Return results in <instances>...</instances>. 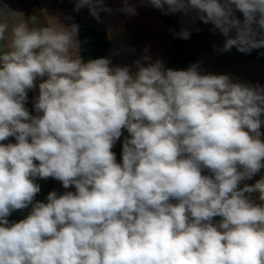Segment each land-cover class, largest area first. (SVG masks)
<instances>
[{
	"label": "clouds",
	"instance_id": "9594fccd",
	"mask_svg": "<svg viewBox=\"0 0 264 264\" xmlns=\"http://www.w3.org/2000/svg\"><path fill=\"white\" fill-rule=\"evenodd\" d=\"M140 2L211 24L219 53L264 48V0ZM85 7L99 23L138 14ZM40 12L0 3V264H264V176L244 183L264 169V86L147 54L84 60L72 16ZM49 178L66 191L36 200Z\"/></svg>",
	"mask_w": 264,
	"mask_h": 264
},
{
	"label": "crops",
	"instance_id": "0c3cea01",
	"mask_svg": "<svg viewBox=\"0 0 264 264\" xmlns=\"http://www.w3.org/2000/svg\"><path fill=\"white\" fill-rule=\"evenodd\" d=\"M122 0H105V4L117 9L121 6ZM137 6L138 14L135 16H127L122 13L108 14L100 13L103 23L89 14V10L85 7L78 13L74 12L75 0H0V3H7L9 7L17 12L22 13L25 18L37 13L43 14L41 10H46L49 15H58L61 22L64 21V16H72V21L80 27L92 26L98 30L106 32L110 48L107 50V57H112L114 65H129L133 66V61L140 59L144 55H150L152 60L161 59L167 66L169 61L174 57L176 48L174 46V37L171 30L176 27L172 24L166 23L147 3H141L140 0H129ZM172 17L174 14H170ZM204 42H208L203 35H201ZM148 48V53L144 52ZM234 48V47H233ZM231 49L229 52L219 53L215 49H202L195 57V62H200L206 73H230L235 77H239L242 81H250L253 84L259 83L264 86V60L249 59L243 57L238 51ZM134 49V51H128ZM119 52L118 55H113L114 51ZM264 48H262V56ZM236 53V54H235ZM183 64L179 63L174 68L182 69ZM37 95V90H30L28 92V103L26 107L32 111L33 98ZM35 115V112H32ZM264 132V126H262ZM124 135H127L126 131ZM14 142V138H9ZM122 137L116 143L112 151L116 153V157L120 161L122 151ZM7 143V141L2 142ZM264 176V169L252 178V180L244 183L253 184L256 180ZM37 182L41 186V192L37 194L36 200L45 201L47 194L53 189L59 193L66 191L62 188L61 183L52 178L47 180L38 179ZM74 191V188L70 189ZM31 211V206L28 209L17 210L9 217L10 221L19 222L24 219ZM221 218L218 217L216 221Z\"/></svg>",
	"mask_w": 264,
	"mask_h": 264
},
{
	"label": "trees",
	"instance_id": "16d2710c",
	"mask_svg": "<svg viewBox=\"0 0 264 264\" xmlns=\"http://www.w3.org/2000/svg\"><path fill=\"white\" fill-rule=\"evenodd\" d=\"M154 10L162 18V20L173 25L172 16L170 14L163 15L159 10ZM79 40L81 41V56L84 60L107 57L106 52L110 48V44L105 31L98 30L92 26L80 27ZM174 46L176 48V53L166 67L174 68L177 64L181 63L183 64L182 69H186L190 64L194 63L195 57L199 51L202 49L213 50L221 48L223 44L204 42L202 38L197 37L195 39L194 48L189 56L183 53L182 47L180 46V42L177 38H174ZM233 49L238 51L235 47ZM238 52L245 58L264 60V57L262 56V48L253 49L247 54L240 51ZM117 161L119 162L118 158ZM217 218L218 217L214 219L216 220Z\"/></svg>",
	"mask_w": 264,
	"mask_h": 264
},
{
	"label": "rangeland",
	"instance_id": "374dc122",
	"mask_svg": "<svg viewBox=\"0 0 264 264\" xmlns=\"http://www.w3.org/2000/svg\"><path fill=\"white\" fill-rule=\"evenodd\" d=\"M239 18L242 19V14L237 12L236 13ZM173 25L176 27V31H180V29L184 26H187L190 30V38L188 40H183L177 38L180 42V46L182 47V51L187 56L190 55L194 48L195 39L197 37H205L208 42L211 43H222L224 44L226 37H224L218 30L213 31V26L211 24H204L203 22L196 20L195 23H192L190 17H186L181 12L174 13L172 17ZM230 35H235V33H230ZM236 54V53H235ZM264 54V50H263ZM123 139V136H122ZM121 159V155H120Z\"/></svg>",
	"mask_w": 264,
	"mask_h": 264
}]
</instances>
